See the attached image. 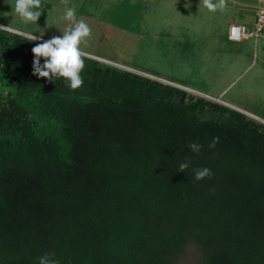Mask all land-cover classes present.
<instances>
[{
    "label": "trees",
    "instance_id": "16d2710c",
    "mask_svg": "<svg viewBox=\"0 0 264 264\" xmlns=\"http://www.w3.org/2000/svg\"><path fill=\"white\" fill-rule=\"evenodd\" d=\"M38 43L0 31V264H264V123L91 57L72 90Z\"/></svg>",
    "mask_w": 264,
    "mask_h": 264
},
{
    "label": "rangeland",
    "instance_id": "374dc122",
    "mask_svg": "<svg viewBox=\"0 0 264 264\" xmlns=\"http://www.w3.org/2000/svg\"><path fill=\"white\" fill-rule=\"evenodd\" d=\"M255 4L226 0V10L211 12L203 0H41L37 25H25L15 0H0V25L32 32L44 42L62 37L82 19L92 29L80 46L89 57L208 95L264 123V39L227 40L230 24L254 23ZM73 6L75 19H62ZM169 264H202L201 252L190 242Z\"/></svg>",
    "mask_w": 264,
    "mask_h": 264
},
{
    "label": "clouds",
    "instance_id": "9594fccd",
    "mask_svg": "<svg viewBox=\"0 0 264 264\" xmlns=\"http://www.w3.org/2000/svg\"><path fill=\"white\" fill-rule=\"evenodd\" d=\"M203 5L209 11L215 12L219 10H226V0H203ZM41 8V0H15V11L20 16L22 22L27 25L29 22L36 24L42 15L39 9ZM76 16L75 6L67 8L62 19L73 21ZM0 31H7L10 33L22 35L26 40L37 41L41 40L42 36H37L32 32L21 31L17 27L10 25H0ZM239 29L232 28V32L236 33ZM92 34V29L82 19L74 24V27L66 30L62 37H53L48 41L36 44L32 48L35 59L33 60V75L40 78L51 80V78L59 76L69 81V87L72 90L79 89L83 86L84 80L81 77V72L84 70L85 58L90 56V53L84 51L80 46L87 44V38ZM41 58L45 62L41 65ZM219 142V137H214L210 148H214ZM190 150L199 153L203 145L198 143H191L188 145ZM190 160L179 165L180 172L189 168ZM194 171V179L197 181L203 180L206 177L212 176L211 169L196 168ZM39 264H59L55 258V253H45L39 257Z\"/></svg>",
    "mask_w": 264,
    "mask_h": 264
},
{
    "label": "built area",
    "instance_id": "2783aa9c",
    "mask_svg": "<svg viewBox=\"0 0 264 264\" xmlns=\"http://www.w3.org/2000/svg\"><path fill=\"white\" fill-rule=\"evenodd\" d=\"M254 12V23L251 26L247 24H230L227 32V40L233 43H239L250 38L264 39V0H256L252 8ZM237 27L238 32L233 33L232 28Z\"/></svg>",
    "mask_w": 264,
    "mask_h": 264
},
{
    "label": "crops",
    "instance_id": "0c3cea01",
    "mask_svg": "<svg viewBox=\"0 0 264 264\" xmlns=\"http://www.w3.org/2000/svg\"><path fill=\"white\" fill-rule=\"evenodd\" d=\"M240 24H245V23H240ZM204 96H205V95H204ZM205 97L212 99V97H210V96H208V95H206ZM216 100H217V99H216ZM242 111H243V110H242ZM247 114L251 115V114L248 113V112H247ZM251 116H253V115H251ZM254 118H255V116H254Z\"/></svg>",
    "mask_w": 264,
    "mask_h": 264
},
{
    "label": "water",
    "instance_id": "95a60500",
    "mask_svg": "<svg viewBox=\"0 0 264 264\" xmlns=\"http://www.w3.org/2000/svg\"><path fill=\"white\" fill-rule=\"evenodd\" d=\"M129 71V70H128ZM131 72H133V71H131ZM135 73V72H134ZM142 75V74H141ZM144 76V75H143ZM146 77H149V76H146ZM149 78H152V77H149ZM152 79H154V78H152ZM155 80H158V81H161V80H159V79H155ZM162 82V81H161ZM165 83V82H164ZM169 84V83H168Z\"/></svg>",
    "mask_w": 264,
    "mask_h": 264
}]
</instances>
